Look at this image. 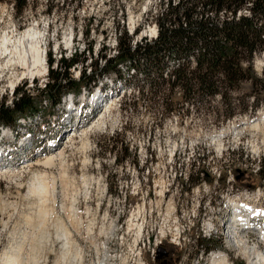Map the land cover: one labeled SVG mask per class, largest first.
Instances as JSON below:
<instances>
[{
	"label": "rangeland",
	"instance_id": "rangeland-1",
	"mask_svg": "<svg viewBox=\"0 0 264 264\" xmlns=\"http://www.w3.org/2000/svg\"><path fill=\"white\" fill-rule=\"evenodd\" d=\"M19 1L0 0V33L34 23L45 38L48 71L42 79L15 86L31 96L37 111L18 117L14 127L0 126L9 161L0 166V264L5 257L6 264H212L209 256L215 251L227 264H250L243 250L264 253L255 231L238 247L229 237L232 225L229 231L226 227L234 202L248 208L242 212L247 219L260 208L251 227L264 229V128L253 133L242 126L264 118L263 52L252 62L257 81H243L232 90L220 84L221 94L212 98L197 92L186 99L177 87L168 91L158 74L123 64L117 74L98 76L95 85L108 88L115 81L120 94L110 95V112L105 105L103 113L102 105L70 133L66 98L75 94L82 101L85 93L68 85L52 108L41 92L50 81L49 58L56 70L61 58L75 55L79 62L69 74L76 81L78 72L103 73L113 63L106 65L100 57L117 56L123 30L132 46L150 44L151 31L158 30L156 16L177 0H26L18 11ZM248 6L242 15H248ZM225 19L226 14L216 18ZM178 61L166 58L167 69ZM3 86L0 104L12 106L14 94ZM98 114L104 116L101 125ZM24 128L23 146L16 145L15 133ZM219 134L220 150L214 143ZM252 134L259 154L249 148ZM161 187L168 192L164 199ZM163 224L166 237L158 239ZM204 248H210L207 254Z\"/></svg>",
	"mask_w": 264,
	"mask_h": 264
},
{
	"label": "trees",
	"instance_id": "trees-1",
	"mask_svg": "<svg viewBox=\"0 0 264 264\" xmlns=\"http://www.w3.org/2000/svg\"><path fill=\"white\" fill-rule=\"evenodd\" d=\"M247 4L249 13L242 15L240 11ZM25 5L26 0H21L16 8L22 11ZM219 14H226V19L218 22ZM155 23L158 33L150 44L132 46L127 33L120 32L117 56L113 59H105V55L100 57L106 65L113 63L103 73L93 71L86 75L83 71L76 81L69 74V69L79 62L75 55L70 59L61 58L56 70L51 69L54 61L49 58L50 81L41 91L44 99L54 108L69 91L68 85H76L77 89L92 87L98 76L110 72L117 74L118 67L123 64L129 66L128 70H150L158 74L169 85L168 91L177 87L186 99L197 92L211 98L220 95V84L232 90L243 81H257L252 75V62L255 54L263 52L264 55V0L167 2ZM123 39L126 41L122 42ZM90 51L91 45H88L87 52ZM166 58L179 61L167 69ZM35 111L33 100L23 87L15 89L12 106L0 104V126L14 127L18 117ZM209 250L204 248L203 253Z\"/></svg>",
	"mask_w": 264,
	"mask_h": 264
},
{
	"label": "bare ground",
	"instance_id": "bare-ground-1",
	"mask_svg": "<svg viewBox=\"0 0 264 264\" xmlns=\"http://www.w3.org/2000/svg\"><path fill=\"white\" fill-rule=\"evenodd\" d=\"M130 25H134V22L132 19H131ZM154 30L151 32H154V34L156 35V29H154ZM44 40H45V38H44L43 33L41 32L39 27H36L34 25V23L29 24L22 29H19V31L18 30L13 31V30H11V28H8V29L3 30L0 33V84L6 83V86H3V89L6 88V90L7 89L11 90L21 80L32 79V78H38V79L44 78L45 71H46L45 56H44L46 49L44 47V45H45ZM69 42L70 41L67 40L66 44H65L67 49H69V47H70ZM108 102L110 103L111 99L106 102V105H107V111L106 112L109 113L111 106H108V104H107ZM102 120H104V116H101L100 118H98V121L96 122L97 125H101L103 123ZM92 125H95V124H92ZM242 126H244L245 129H246V127L249 128L250 130L253 131V133L258 132L259 130L261 131L262 130L261 128H264V118H262V120H255L252 123L245 121V123H242ZM97 127H99V126H97ZM91 128H92V126H91ZM242 131H243V129H240L238 134H237V137L234 138L237 142L241 141L240 136L242 134ZM262 131H264V130H262ZM87 132H88V130H87ZM87 132L85 131L84 134H86ZM219 135L220 136L217 135L216 137H214V143H215L216 148L218 150H220V148L222 146L221 139H220V137H222L221 136L222 134H219ZM251 137L253 139L248 142L249 148H251V150L255 154H259L260 153V145L257 141V138L255 140L254 139L255 137L253 136V134L251 135ZM237 142H235V144ZM0 171H2V169ZM37 188L32 187V191L36 192ZM163 188L161 187V190L158 192L161 199H164L165 194H166V191ZM232 203L234 204L233 209L235 210L234 214L232 216L233 218H231V222L229 225L230 227L232 225L231 230L229 231L230 232L229 237L231 238V241H233L232 243L237 244V246L239 247L240 245H238V244L243 242V238L249 237L248 235L255 231L257 233L256 234L257 235L256 238L258 239L257 243H259V245L261 247H264V229H261V231H259V230H256L254 227H251L250 218L247 219L242 214L243 210L247 211L248 208L244 209L243 205L241 206V204L234 203V202H232ZM245 206H247V204ZM259 209L260 208H258V211L256 210L255 212L253 210H251L250 215H251V217H254L253 219L255 221H256V218H255L256 215L258 216L257 213L262 214V212H260L261 209L260 210ZM263 217H264V215H263ZM223 222H225V221H223ZM225 224H226V222L224 223V225ZM211 227H213L211 223H208V222L205 223V228L207 230L206 232H210ZM166 228H167V226H165V224H163L162 227L160 228V234H159L158 239H162V238L166 237V232H165ZM141 231H142V228L140 227L138 232L140 233ZM244 233H246V236ZM173 236H175V235H173ZM245 247H247V244ZM245 250H243V252H242L243 256H245L247 258V261L250 262V264H261L262 262H264L263 251H258V249H256L257 251H254V250L252 251V250H249V247H248V251H245ZM209 257L212 260V261H210V262H212V264H227V258L221 252L215 251V253H212V255H210ZM6 258L7 257L2 259V262L5 264L10 262L9 261L10 259H8L9 262H7ZM138 264H142V262L139 260Z\"/></svg>",
	"mask_w": 264,
	"mask_h": 264
},
{
	"label": "built area",
	"instance_id": "built-area-1",
	"mask_svg": "<svg viewBox=\"0 0 264 264\" xmlns=\"http://www.w3.org/2000/svg\"><path fill=\"white\" fill-rule=\"evenodd\" d=\"M156 33H157V31H156ZM155 38H156V35H155Z\"/></svg>",
	"mask_w": 264,
	"mask_h": 264
}]
</instances>
